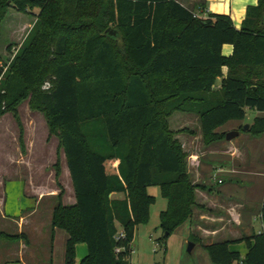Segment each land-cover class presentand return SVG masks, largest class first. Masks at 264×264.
Segmentation results:
<instances>
[{"label":"trees","instance_id":"trees-1","mask_svg":"<svg viewBox=\"0 0 264 264\" xmlns=\"http://www.w3.org/2000/svg\"><path fill=\"white\" fill-rule=\"evenodd\" d=\"M11 7L40 11L14 58L4 64L0 56V118L18 117L30 96L59 136L76 192L65 205L59 183L52 239L56 228L66 229V264H75L79 243L88 245L81 264H131L137 228L149 223L156 200L148 188L159 186L167 199L163 239L192 215L196 190L205 188L193 184L169 116L198 114L209 145L225 139L218 129L244 120L247 109L264 111V0L248 6L240 29L229 14L196 15L203 5L190 10L179 0H0V40ZM110 27L117 36L106 33ZM226 43L234 46L228 56ZM249 132L264 133V117ZM261 219L260 233L207 245L212 262L264 264V198ZM239 242L247 245L244 257L231 250Z\"/></svg>","mask_w":264,"mask_h":264},{"label":"crops","instance_id":"crops-1","mask_svg":"<svg viewBox=\"0 0 264 264\" xmlns=\"http://www.w3.org/2000/svg\"><path fill=\"white\" fill-rule=\"evenodd\" d=\"M179 1L190 10L198 9L203 5L208 13L229 14L238 29L247 16L248 6L258 4V0ZM10 36L9 40L12 42L16 37ZM233 51V45L224 44L222 49L224 56L231 55ZM222 71L223 76L226 77L228 66L223 67ZM222 79L223 77L218 79L217 88L221 87ZM180 112L186 114L178 116L179 127L172 129L188 153L187 169L193 184L203 185L205 188H197L196 206L192 215L169 234L167 239L162 238L160 224L154 228L155 235L151 234L153 229L145 224L138 226L136 239L132 245L131 264H214L206 249L207 245L249 237L254 232L260 233L263 230L261 211L264 198V133L259 136L253 135L249 132L250 128L244 129L245 120H231L219 128V132L237 130L239 134L230 140L226 138L215 140L207 145L203 138L200 116L187 111L176 113ZM257 117H264V111H258L255 118ZM254 120L249 123L250 127L254 124ZM2 188L5 196L0 199V231L25 235L26 240L24 238L7 240L0 236V264H57L53 257L54 252L57 255V246L60 252L63 250L66 264L68 233L63 234L55 229L52 239L51 221L57 203L53 208H48L47 218L44 221L43 215L41 216L40 211L35 207L27 205L24 210L21 206L28 197H34L36 202H41L43 194L38 197L37 192L29 195L22 191L19 193L18 207L8 204V183L4 181ZM53 193L51 195L53 197H47L51 201L59 194L57 190ZM66 197L63 199L66 200ZM111 197L124 198V193L114 192ZM75 202L76 193L72 196L71 203L67 204L63 200L65 205H73ZM16 203L17 201L14 205ZM164 210L166 209L162 211ZM162 211L159 212V220ZM11 219L15 225L8 223ZM117 225L121 232L122 225L120 223ZM142 226L146 228L142 229ZM190 242H193L194 246L188 251L187 246ZM150 245H159L165 255L162 258L153 255ZM231 250L239 251L242 257L248 253L245 242L234 243ZM87 254L88 245L79 243L76 248L75 264H81Z\"/></svg>","mask_w":264,"mask_h":264},{"label":"rangeland","instance_id":"rangeland-1","mask_svg":"<svg viewBox=\"0 0 264 264\" xmlns=\"http://www.w3.org/2000/svg\"><path fill=\"white\" fill-rule=\"evenodd\" d=\"M39 11L40 9L37 7L29 9V12H18L12 7L9 9L1 26L0 56L4 64H8L14 58L17 52L16 49L21 45L28 31L34 25ZM10 35L16 37L13 38L12 42L9 40L11 39ZM9 45H15V48L9 50ZM257 113V110L248 109L244 119L245 123L243 124L252 122ZM173 114L168 118L169 125L171 129H177L179 127L178 116L186 113L174 112ZM17 115L18 117L12 111H9L0 118V199L5 196L2 188L4 181L9 185L7 189L9 205L20 206L19 193L22 191L29 195L30 193L37 192L38 197L43 194L41 202H36L34 197H28V199H24L21 206L24 210L27 205L35 207L36 210L40 211L41 216L43 215L42 220L45 221L48 208H53L58 199V196H56L57 198L55 197L56 199L54 198L55 200L51 201L47 197H53L51 195L56 190L59 192L61 184L64 190L63 197L67 196L66 200L63 199L64 202L67 204L71 203L72 196L76 193L73 179L70 175L65 150L63 147L60 149L59 136L50 133L46 114L32 104L30 96L17 107ZM191 125H193L192 127L195 126L194 123ZM22 131L23 141L21 142ZM176 136L177 134H175ZM58 157L61 161L59 178L56 177L55 167ZM187 163H189L188 155ZM149 190L151 195L156 196V200L152 204L149 223L145 225L153 229L151 234L155 235L156 229L154 228L160 224L159 212L167 209L168 206L167 199L163 197L159 186L152 185V187H149ZM16 201L17 203L14 205ZM8 223L15 225L12 219ZM146 226H142V229H145ZM56 229L57 232L67 233L64 228L58 227ZM150 246L153 255H157L158 258H162L165 255L163 250L158 247L159 245ZM53 257L55 263L65 264L63 250L60 252L58 246L57 255L54 252Z\"/></svg>","mask_w":264,"mask_h":264},{"label":"water","instance_id":"water-1","mask_svg":"<svg viewBox=\"0 0 264 264\" xmlns=\"http://www.w3.org/2000/svg\"><path fill=\"white\" fill-rule=\"evenodd\" d=\"M106 33H108L110 36H114V37L118 35L117 30L116 29L114 30L112 27L108 28L106 30ZM249 128H250V124H245L244 129H249ZM238 134H239V131H237V130H231V131H229L226 134V139L227 140H230V139L236 137ZM193 246H194V243L193 242H190L189 243V247H188V251H190Z\"/></svg>","mask_w":264,"mask_h":264},{"label":"built area","instance_id":"built-area-1","mask_svg":"<svg viewBox=\"0 0 264 264\" xmlns=\"http://www.w3.org/2000/svg\"><path fill=\"white\" fill-rule=\"evenodd\" d=\"M194 14H196V15H202L203 14L204 17H207L208 12H206L205 10H202V11L196 10ZM50 86H51L50 82H47L44 85V88L48 89Z\"/></svg>","mask_w":264,"mask_h":264}]
</instances>
